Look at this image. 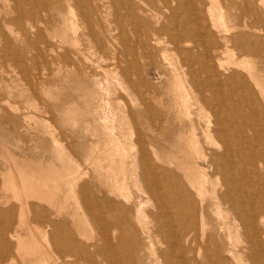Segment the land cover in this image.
Listing matches in <instances>:
<instances>
[{"label":"bare ground","instance_id":"obj_1","mask_svg":"<svg viewBox=\"0 0 264 264\" xmlns=\"http://www.w3.org/2000/svg\"><path fill=\"white\" fill-rule=\"evenodd\" d=\"M9 1L0 14V58L28 74L18 45L26 42L36 50L32 61L46 55L76 85L90 80L78 98L93 111L89 156L104 173L81 174L66 149V167L36 170L28 156L0 152V264H16V252L22 264H122V258L128 264H264V174L256 171L264 166V71L252 61L264 49V0ZM162 46L171 74L164 76L169 108L144 77V65L154 64L153 50ZM229 52L236 60L226 65L222 55ZM10 73L0 119L18 127ZM124 94L138 96L140 126L157 123L163 131L175 119L187 124L180 140L188 151L168 159L172 168L155 164L163 161L157 147L148 148L155 135L136 130ZM77 103L62 108L69 112ZM200 123L205 141L219 149L202 150ZM163 135H156L159 141ZM69 199L90 220V232L74 231ZM41 221L51 227L39 235L45 251L31 227Z\"/></svg>","mask_w":264,"mask_h":264},{"label":"rangeland","instance_id":"obj_2","mask_svg":"<svg viewBox=\"0 0 264 264\" xmlns=\"http://www.w3.org/2000/svg\"><path fill=\"white\" fill-rule=\"evenodd\" d=\"M219 2L221 5H225L224 0H219L218 3ZM8 3H10L9 0L7 1L0 0V14L1 15L4 13L3 9L5 8V6L8 5ZM24 7L25 8L29 7V4L24 3ZM241 20L242 22L245 23L246 19L243 18ZM238 30H247V28H244V26H241L238 28ZM260 34L264 35V31L261 32ZM40 44L38 46H41V47L44 46V44L42 43ZM18 45H19V48L22 51H24L26 54L24 55L26 56V60L23 64L29 68L28 74L23 73L22 68L19 64L14 63V62L9 63L6 59L0 58V94L1 96H5L6 94L5 92L6 82L5 81L8 78V76H10L11 74L10 71L12 70L13 72L12 75H13L14 84H15V88H14L15 103L19 107V110L17 112V116L19 117L18 127H12L10 125H7L3 120L0 119V143H1L0 152H4L5 149H8V150L11 149L9 151L11 153H14L16 157L19 156L18 159H21L20 157L24 159V156H28L29 158L28 161L31 162V166L33 164V167H32L34 168L33 170H36L37 168H40V167L48 168V166L50 167V169H52L53 164L59 167H61L62 165L66 167L67 166V159H66L67 156L62 154V150L66 149V151L71 153V159L77 160L79 162L81 174L104 173L102 169H99L97 167V164H99L98 163L99 160L95 161L96 157H92L93 159H90L91 157L89 156L91 153L90 150L93 147L92 142L95 140L91 136L94 131H92L89 128L90 125H87V122H92V124L94 125L93 111H90L89 107L85 106L82 102H80L78 98V95H80L81 93H84L85 89H89L91 87L90 80L84 83L78 82V84L76 85V83L71 80V77L65 76V74L63 73V70H60V68H58L60 67V64L58 61L51 63L48 61L45 55L44 59H39L36 62H34L30 59V57L33 56L34 54L33 52H36V50H33L31 44L25 42V43H19ZM229 47H232V45L230 44ZM162 48L163 46L158 47L157 49L153 50L154 55L152 57L154 58L155 62L154 64L144 65V74H145L144 77L146 76L149 82L157 87V89L159 90V93L163 95L165 105L169 108L173 104H172L170 95L165 93L166 81H165L164 76L171 77V74H170L169 69L167 68L166 63L162 60V57H161ZM230 52L234 54V51L233 52L230 51ZM230 52L229 54H231ZM168 54H169V58L174 57L173 60L174 61L176 60L175 58L176 55L172 51H168ZM229 54L227 55V53H224L222 55L224 56L222 57V60L225 59L224 61L226 65L229 64L230 59H233L236 57V55L231 54L232 55L231 56ZM137 58L139 60H136V62L138 64L139 63L142 64L140 57H137ZM240 59H241L240 57L237 58V60L239 61ZM252 61L257 62L259 69L264 71V49H263V52L258 53L257 55H254ZM156 64L161 65V66H158V67H161L159 68V70L156 68L155 66ZM38 71H43L44 74L41 77H38L37 75ZM71 100L77 101L78 106H75V109L72 108V110L70 109L68 112L64 109V106H65L64 103L66 101L69 102ZM122 100H123L122 103L126 104L128 110L132 112L133 118L137 125L136 130L138 129L140 130V127H142L143 128L141 129L142 132H147V135L148 134L149 135L152 134V136L155 135L153 136L154 142H152V144L149 143L148 148L150 150L151 148L150 146L153 145L155 149L157 147L158 150L156 149V151L158 153H161L159 155L163 158V161L161 162L154 161L156 165H160L163 168H168V167L170 168L171 166L168 165V159L170 160L175 159L177 152H180V151L187 152L188 151L187 147H185L183 142H181L180 140L181 131L184 130L183 128H185L187 125L185 122L179 123L177 119H175L176 120L175 122L174 120H172V122L168 124L166 128V130H168L171 135L170 136L168 134L165 135L167 131L166 130L159 131V128H157L159 125L156 126L157 123H155V125L153 124L156 128L153 125L150 126L152 127V129L148 128V126L146 125L140 126L142 120L141 121L138 120V117H137V108H139V102H140L137 95H133V94L125 95L124 94L122 96ZM62 105H64L63 108H62ZM77 107L79 108V110ZM207 110L208 108H205L204 112H207ZM173 113L175 114V111ZM209 113H206V114L211 115V113L210 114ZM24 115L27 116L26 118L27 120L23 118ZM71 116L72 118H75L76 120L70 119ZM200 124H201L200 126L198 125L199 127L197 130V136L199 135L198 138L200 140L199 143H201L200 144L201 147L204 146L202 147L203 148L202 150H204V152H210L211 150H216V148H218L217 146L213 147L212 144L209 145L205 141V138L201 130L202 129L201 126L203 124L202 123ZM162 132L164 134L163 136L166 138L162 136L161 141H159L158 140L159 137L157 138V136L160 135V133ZM214 140H218V139L214 138ZM132 149L130 151L132 152L136 150L134 151L136 153L138 151V146H135V148H132ZM150 151L153 152L152 148ZM134 152H132L131 154H133ZM198 162L199 164H202V166H205V163L203 161L198 159ZM130 166L128 167L129 174H131L130 172L134 168ZM4 167H5L4 161L2 158H0V174L5 172ZM258 168L256 169V171L259 170L257 171V173L260 174L259 172H261V174H264V166L260 165L258 166ZM137 169H136L137 170L136 173H139L140 167H138ZM209 174H212V173L209 172ZM60 196L62 198L63 195L60 194ZM68 204H69L70 211L75 214V218H76V219L74 218L75 221L78 223L77 226L73 225L74 231L78 232L79 234L84 230L90 232L92 230V224L90 220L86 217L83 218L78 213L75 207H73L74 203L72 199H69ZM65 218H67L70 222L73 219V218L71 219L70 216H67V215H65ZM17 222L18 224H20L21 220L19 222V218H17ZM33 224H31L32 230L36 234L39 243L45 246L44 247V251H45V249L47 248V245H46V242L42 238H40L42 237L40 232L45 231V229L48 232H50L51 227H46V223L43 221H41L40 223L34 222ZM40 224L42 225L41 226L42 228L40 227ZM21 228L22 227H20V229ZM34 228L38 231L34 230ZM22 235H23L22 237L26 236L25 230L22 231ZM81 237L82 236L80 235L79 238ZM82 240H84L85 243H89V240H86L85 238ZM15 255H16V259L18 260L16 261V264L17 263L22 264L21 258L17 256V252L15 253ZM39 256H41V254H39ZM122 264H128V259L122 258Z\"/></svg>","mask_w":264,"mask_h":264}]
</instances>
